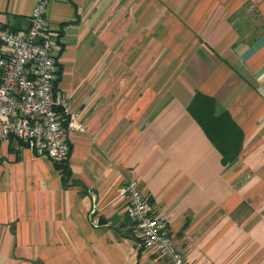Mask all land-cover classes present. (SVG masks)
Wrapping results in <instances>:
<instances>
[{
    "label": "crops",
    "instance_id": "1",
    "mask_svg": "<svg viewBox=\"0 0 264 264\" xmlns=\"http://www.w3.org/2000/svg\"><path fill=\"white\" fill-rule=\"evenodd\" d=\"M34 5L0 0V27ZM45 21L82 130L60 166L0 140V264H168L126 215L131 179L187 264H264V0H50ZM196 92L243 133L230 166Z\"/></svg>",
    "mask_w": 264,
    "mask_h": 264
},
{
    "label": "built area",
    "instance_id": "2",
    "mask_svg": "<svg viewBox=\"0 0 264 264\" xmlns=\"http://www.w3.org/2000/svg\"><path fill=\"white\" fill-rule=\"evenodd\" d=\"M49 2L35 0L26 31L0 27V140L13 138L36 156L59 164L69 156L66 130L79 131L82 125L79 113L69 109L55 88L54 33L45 21ZM122 193L140 245L168 264H187L167 223L150 214L138 182L129 180Z\"/></svg>",
    "mask_w": 264,
    "mask_h": 264
},
{
    "label": "trees",
    "instance_id": "3",
    "mask_svg": "<svg viewBox=\"0 0 264 264\" xmlns=\"http://www.w3.org/2000/svg\"><path fill=\"white\" fill-rule=\"evenodd\" d=\"M188 112L220 153L222 165L234 164L241 151L243 133L229 114L226 111H218L216 102L199 92L195 93ZM60 165L62 163L58 164ZM62 171L66 176L65 169Z\"/></svg>",
    "mask_w": 264,
    "mask_h": 264
},
{
    "label": "water",
    "instance_id": "4",
    "mask_svg": "<svg viewBox=\"0 0 264 264\" xmlns=\"http://www.w3.org/2000/svg\"><path fill=\"white\" fill-rule=\"evenodd\" d=\"M105 223V220L103 219V218H100L99 220H98V224H104Z\"/></svg>",
    "mask_w": 264,
    "mask_h": 264
}]
</instances>
